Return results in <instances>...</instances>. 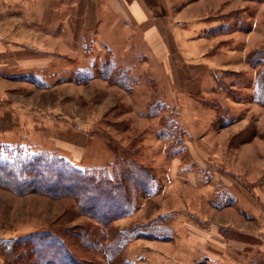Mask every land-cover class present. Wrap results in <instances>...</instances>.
<instances>
[{"label":"rangeland","instance_id":"374dc122","mask_svg":"<svg viewBox=\"0 0 264 264\" xmlns=\"http://www.w3.org/2000/svg\"><path fill=\"white\" fill-rule=\"evenodd\" d=\"M205 8V26L199 33L205 37L206 58L214 66L210 76L215 86L196 95L192 105L167 103L165 90L152 78L163 76L161 69L151 65V77L136 69L116 68L109 52L91 41L82 45L83 63H71L68 72L51 74L39 68L0 73L6 83L0 97L24 112L18 115L23 121L20 129L0 144V159L9 162L18 151H46L77 168L104 170L108 175L129 162L140 163L150 167L154 177L150 192L136 189L129 217L109 225L122 231L118 243L123 248L113 261L106 243L110 229H98L99 223L84 215L70 196L19 195L0 187V240L48 233L63 241L83 264H125L127 258L140 257V248L127 246L131 227L142 224L157 206L171 205L177 193L173 186L167 202L157 198L166 183H178L180 194L189 198L185 181L191 173L210 180L218 174L233 184L224 186L219 179L218 189L235 194V185L264 198V105L255 96L256 76L263 69L257 61L264 62V0H208L192 12ZM112 83L122 89L112 88ZM167 100L171 101L169 95ZM180 113L187 119L190 114L202 119L193 125L195 130L203 126L206 114L214 120L202 137H193L179 122ZM192 158L212 164L200 166ZM175 162L179 163L176 175Z\"/></svg>","mask_w":264,"mask_h":264},{"label":"crops","instance_id":"0c3cea01","mask_svg":"<svg viewBox=\"0 0 264 264\" xmlns=\"http://www.w3.org/2000/svg\"><path fill=\"white\" fill-rule=\"evenodd\" d=\"M206 4L208 0H0V73L39 68L51 74L68 72L71 63H83L82 45L91 41L109 52L116 68L150 76L151 65L161 69L163 76L151 77L165 90L167 103L192 105L196 95L215 86L210 76L214 66L206 58L205 37L199 33L206 8L192 12ZM5 85L0 76L1 96ZM110 86L122 89L115 83ZM22 112L0 97V144L20 129ZM189 116L180 113L178 120L193 137H202L214 120L206 114L205 131L195 130L193 125L202 119ZM27 118L30 121L32 115ZM190 120L192 128L187 125ZM192 160L200 166L212 164ZM173 164L176 175L179 163ZM219 179L223 185H233L218 174L210 180L191 173L185 181L189 198L180 194L178 183L162 186L157 194L162 203L174 191L172 186L177 193L171 205L157 206L146 216L142 224L150 223L148 229L153 230L129 240L127 246L140 248V257L127 258L126 264H264V198L235 185V194L218 189Z\"/></svg>","mask_w":264,"mask_h":264},{"label":"trees","instance_id":"16d2710c","mask_svg":"<svg viewBox=\"0 0 264 264\" xmlns=\"http://www.w3.org/2000/svg\"><path fill=\"white\" fill-rule=\"evenodd\" d=\"M257 62L263 64V69L256 76L255 96L259 104L264 105V62ZM101 171L103 172L97 173V170L77 168L46 151H18L9 162L0 159V187L8 188L19 195L34 192L51 197L75 198L79 210L99 223L98 229H104L105 226L110 229L111 238L106 243L109 247L107 251L113 255L110 257L113 261L123 248V243H118L122 231H116V228L109 225L132 213L135 192H150L154 177L150 167L134 162L116 169L112 175ZM149 225L150 223L131 227L128 233L133 234L126 235V238L130 237V240L147 235L143 230H153L148 229ZM54 242L58 243L57 246ZM0 254L4 264H25V260L26 264H83L71 254L63 241L48 233L0 240Z\"/></svg>","mask_w":264,"mask_h":264}]
</instances>
